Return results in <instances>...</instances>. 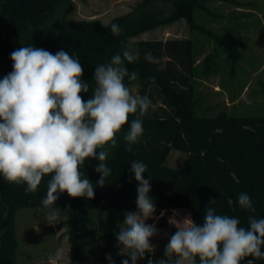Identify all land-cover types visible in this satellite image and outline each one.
<instances>
[{
    "label": "trees",
    "instance_id": "obj_1",
    "mask_svg": "<svg viewBox=\"0 0 264 264\" xmlns=\"http://www.w3.org/2000/svg\"><path fill=\"white\" fill-rule=\"evenodd\" d=\"M68 1L0 0V78L12 71L10 54L32 44L53 54L64 50L78 57L84 69L82 79L94 86L95 67L110 62L117 53L122 54L125 46L131 50L135 44L138 59L125 65L129 72L137 73V79L125 78V83L130 88L137 84L138 93L148 95L155 105L143 118L144 134L131 152L126 150L123 140L128 125L117 134V146L110 150L106 160L111 175L104 187H95L94 199H73L64 193L56 201L61 211H71V217L65 221L71 264H81L84 259L81 229L94 223L93 208L106 214L100 239L102 264H109L106 256L112 254L121 228L120 219L126 211L137 210L138 184L131 171L134 160L147 165L144 178L151 177L149 196L156 210L189 207L192 220L202 225L206 206L211 202L217 214L237 217L244 227L251 215L264 219V115H234L220 110L209 116L198 112L192 38L132 40L145 30L185 19L192 30L213 35L221 44L222 38L195 18L196 10L209 11L206 5L209 0H142L131 12L109 24L68 19L67 14L73 8ZM62 6L64 10L60 13ZM113 23L121 27L119 35L111 33ZM148 51L159 58L160 64L144 59ZM150 77L155 78L154 82ZM81 95L87 101L91 91ZM131 119L134 117L130 116L129 123ZM173 149L186 154L180 167L167 162ZM97 164L96 159H90L82 169L94 185L99 180L95 172ZM49 178L42 180L36 193L26 194V185L7 183L0 176V264H18L21 250L16 214L21 208L42 207ZM242 192L252 199L255 213L239 207L238 194ZM247 259L243 264H247ZM255 264H264V259L256 260Z\"/></svg>",
    "mask_w": 264,
    "mask_h": 264
},
{
    "label": "clouds",
    "instance_id": "obj_2",
    "mask_svg": "<svg viewBox=\"0 0 264 264\" xmlns=\"http://www.w3.org/2000/svg\"><path fill=\"white\" fill-rule=\"evenodd\" d=\"M121 31L118 24L111 25L114 36ZM10 59L12 71L0 78V176L7 183L26 185V194L36 193L42 180L50 177L41 203L46 224L54 226L60 220V208L56 207L60 196L67 193L73 199H94L95 187H104L111 175L106 160L117 146V134L128 125L123 140L131 152L144 134L143 118L155 105L148 95L134 93L125 83V78L137 79L125 62L134 63L138 56L127 46L110 62L95 67L94 86L82 79L79 58L64 50L53 54L31 44L14 50ZM144 59L160 64L151 51ZM149 79L154 82L155 78ZM90 91L91 97L85 101L81 93ZM130 116L134 119L129 123ZM90 159L98 161L96 185L82 170ZM131 171L138 184L137 211L124 213L116 246L120 256L129 258L122 264H138L146 254L147 264H154L156 245L151 241L160 230L146 223L159 219L149 196L151 177L144 178L147 165L142 161H132ZM210 205L202 225L190 214L182 221L169 220L176 231L156 264H243L249 257L247 264H255L264 259V219L251 215L244 227L239 218L217 214ZM238 205L256 211L246 192L238 194ZM63 259V250H57L49 255L48 264H60ZM106 259L114 264L110 254Z\"/></svg>",
    "mask_w": 264,
    "mask_h": 264
},
{
    "label": "rangeland",
    "instance_id": "obj_3",
    "mask_svg": "<svg viewBox=\"0 0 264 264\" xmlns=\"http://www.w3.org/2000/svg\"><path fill=\"white\" fill-rule=\"evenodd\" d=\"M142 0H69L73 8L67 14L72 20H99L109 24L114 18L131 12ZM207 10H196L195 18L204 27L220 36L192 30L185 19L158 25L134 36L132 40H167L190 37L193 39L195 74V95L198 98L199 113L215 115L220 110L230 114L264 115V0H209ZM66 7V6H65ZM64 7L58 10L62 13ZM131 51L138 55V46ZM138 93L137 84L132 85ZM185 153L171 150L167 162L172 167H180L185 161ZM130 211V212H135ZM163 213V215H162ZM192 211L189 207L156 210L158 220L148 219L155 224L160 235L152 238L156 245L153 261L164 257V248L176 228L169 223L175 218L182 221ZM94 223L81 229V264H102L103 241L100 236L105 228L106 214L99 208L91 209ZM71 211L60 210L59 223L46 224L43 207L21 208L16 214L17 236L20 240L18 264H48L49 255L63 250L64 259L60 264H71L68 227L65 223ZM124 217L120 219L122 227ZM112 250L114 264H122L127 256H120L116 246ZM148 254L138 264H147ZM131 264V262H130Z\"/></svg>",
    "mask_w": 264,
    "mask_h": 264
},
{
    "label": "crops",
    "instance_id": "obj_4",
    "mask_svg": "<svg viewBox=\"0 0 264 264\" xmlns=\"http://www.w3.org/2000/svg\"><path fill=\"white\" fill-rule=\"evenodd\" d=\"M179 38H183V37H179ZM185 38V37H184ZM187 38V37H186ZM171 39H173V38H171Z\"/></svg>",
    "mask_w": 264,
    "mask_h": 264
}]
</instances>
